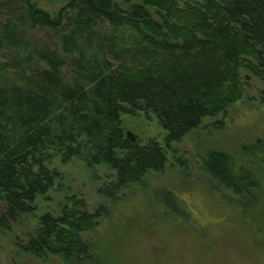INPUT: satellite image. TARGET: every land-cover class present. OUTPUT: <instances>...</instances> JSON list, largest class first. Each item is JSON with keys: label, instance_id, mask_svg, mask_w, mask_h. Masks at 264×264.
Here are the masks:
<instances>
[{"label": "trees", "instance_id": "obj_1", "mask_svg": "<svg viewBox=\"0 0 264 264\" xmlns=\"http://www.w3.org/2000/svg\"><path fill=\"white\" fill-rule=\"evenodd\" d=\"M244 71L264 85V0H62L52 11L0 0V229L54 187L55 156L112 169L100 189L107 199L162 171L165 147L242 98ZM140 111L156 117L164 147L126 138L122 115ZM203 166L236 196L258 188L228 153H206ZM61 207L39 216L22 249L75 264L90 257L81 235L105 209L88 213L73 199Z\"/></svg>", "mask_w": 264, "mask_h": 264}, {"label": "rangeland", "instance_id": "obj_2", "mask_svg": "<svg viewBox=\"0 0 264 264\" xmlns=\"http://www.w3.org/2000/svg\"><path fill=\"white\" fill-rule=\"evenodd\" d=\"M56 10L62 0H38ZM44 36V35H43ZM242 98L225 114L205 118L179 142L165 147L162 171L147 172L140 183L105 198L100 189L115 172L83 159L63 162L55 156L48 167L59 174L54 187L37 199L36 210L8 230L0 229V264H67L60 256H35L23 251L39 224V216L60 215L65 203L78 202L88 213L104 208L92 230L81 235L90 257L75 264H264V144L241 152L243 146L264 142V85L242 73ZM124 134L141 145L155 140L165 146L166 132L153 114L122 115ZM212 150L232 155L257 175L258 188L240 197L211 177L203 166ZM256 155V156H254ZM0 203V214L3 212Z\"/></svg>", "mask_w": 264, "mask_h": 264}, {"label": "water", "instance_id": "obj_3", "mask_svg": "<svg viewBox=\"0 0 264 264\" xmlns=\"http://www.w3.org/2000/svg\"><path fill=\"white\" fill-rule=\"evenodd\" d=\"M126 138L128 139V140H130L131 142H134V135L132 134V133H130L129 131L128 132H126Z\"/></svg>", "mask_w": 264, "mask_h": 264}]
</instances>
